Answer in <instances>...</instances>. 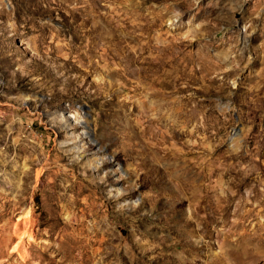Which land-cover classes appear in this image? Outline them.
<instances>
[{
  "label": "rangeland",
  "instance_id": "obj_1",
  "mask_svg": "<svg viewBox=\"0 0 264 264\" xmlns=\"http://www.w3.org/2000/svg\"><path fill=\"white\" fill-rule=\"evenodd\" d=\"M0 264H264V0H0Z\"/></svg>",
  "mask_w": 264,
  "mask_h": 264
},
{
  "label": "bare ground",
  "instance_id": "obj_2",
  "mask_svg": "<svg viewBox=\"0 0 264 264\" xmlns=\"http://www.w3.org/2000/svg\"><path fill=\"white\" fill-rule=\"evenodd\" d=\"M89 119H88V117H85V120H82L81 121V124L84 126V128L85 127H87L88 128V130L86 131V134L88 135V136H92V130H91V128H90V126H89ZM86 129V128H85Z\"/></svg>",
  "mask_w": 264,
  "mask_h": 264
}]
</instances>
